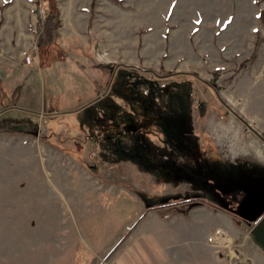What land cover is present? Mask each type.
Returning a JSON list of instances; mask_svg holds the SVG:
<instances>
[{
	"label": "rangeland",
	"instance_id": "374dc122",
	"mask_svg": "<svg viewBox=\"0 0 264 264\" xmlns=\"http://www.w3.org/2000/svg\"><path fill=\"white\" fill-rule=\"evenodd\" d=\"M2 82L0 264H264V0H0Z\"/></svg>",
	"mask_w": 264,
	"mask_h": 264
},
{
	"label": "trees",
	"instance_id": "16d2710c",
	"mask_svg": "<svg viewBox=\"0 0 264 264\" xmlns=\"http://www.w3.org/2000/svg\"><path fill=\"white\" fill-rule=\"evenodd\" d=\"M39 24H41L40 28V33L42 34L41 37L43 38V40L45 39V41H51V39L56 35V31L58 29V27L60 26V19L58 16V12L57 10H54L53 12H46L43 15V18L41 21H39ZM40 37V38H41ZM110 74V72H109ZM208 92L211 94L210 90L208 89ZM1 99V98H0ZM9 105V104H8ZM90 106H86L85 108H83L82 110H85L86 108H89ZM81 111H78L76 113H81ZM75 113V114H76ZM105 114V113H104ZM89 114L85 117L82 118V122H84L86 120V117L89 118ZM80 118V116L78 117ZM99 119L103 118L102 117H98ZM106 119V118H105ZM104 118L101 120L103 123L96 125L98 128V131H102L103 134L100 135H105L107 133L110 132V134L108 135H113L110 137H107L103 140H101L99 143L100 148L102 147V149L104 150V152H108L109 154H111L114 158V160L117 161H128L130 163H132L137 170H139L140 172H147V168H145V166L142 164V162L140 161V157L137 155L139 148L134 146H130L129 150L131 151H126V154L121 155L122 152H120V149L118 147V142H120V140H117L116 138H119L120 136H115L114 132V126L115 125H110V124H105V121H109V120H105ZM87 124V121L86 123ZM130 136H132L133 140H134V144H136L137 140H140V138L138 137V134H140V131L136 133L135 132H129ZM143 144V141H142ZM135 149L136 154H133V151ZM184 180V179H183ZM195 189V188H194ZM165 198V197H164Z\"/></svg>",
	"mask_w": 264,
	"mask_h": 264
},
{
	"label": "water",
	"instance_id": "95a60500",
	"mask_svg": "<svg viewBox=\"0 0 264 264\" xmlns=\"http://www.w3.org/2000/svg\"><path fill=\"white\" fill-rule=\"evenodd\" d=\"M240 120L248 127V129L257 134L246 122H244L242 119ZM262 140L264 141V139ZM249 238L251 242L264 253V212L251 226L249 230Z\"/></svg>",
	"mask_w": 264,
	"mask_h": 264
},
{
	"label": "crops",
	"instance_id": "0c3cea01",
	"mask_svg": "<svg viewBox=\"0 0 264 264\" xmlns=\"http://www.w3.org/2000/svg\"><path fill=\"white\" fill-rule=\"evenodd\" d=\"M11 86H12V84H10L9 82H7V83H4V85H3V82H2V85H1V90H0V98L2 99L3 97L5 98H7V100H8V97H10V95H9V93H10V88H11ZM0 99V100H1ZM5 100V104H9V105H7L6 107H8V106H10V104H11V100ZM261 253L263 254V256H264V253L261 251Z\"/></svg>",
	"mask_w": 264,
	"mask_h": 264
},
{
	"label": "built area",
	"instance_id": "2783aa9c",
	"mask_svg": "<svg viewBox=\"0 0 264 264\" xmlns=\"http://www.w3.org/2000/svg\"><path fill=\"white\" fill-rule=\"evenodd\" d=\"M43 11V10H42ZM42 11H41V16H40V21L42 20L43 18V15H42ZM31 55L26 53L23 55L22 59H23V62H25L26 64H30V60H31Z\"/></svg>",
	"mask_w": 264,
	"mask_h": 264
}]
</instances>
